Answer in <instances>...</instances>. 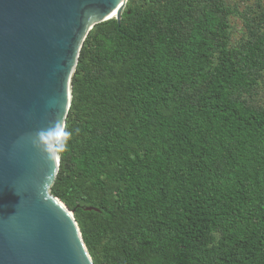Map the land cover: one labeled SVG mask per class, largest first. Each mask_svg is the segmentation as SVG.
Listing matches in <instances>:
<instances>
[{
	"label": "trees",
	"instance_id": "1",
	"mask_svg": "<svg viewBox=\"0 0 264 264\" xmlns=\"http://www.w3.org/2000/svg\"><path fill=\"white\" fill-rule=\"evenodd\" d=\"M262 85L264 0H129L94 27L51 191L94 264H264Z\"/></svg>",
	"mask_w": 264,
	"mask_h": 264
},
{
	"label": "water",
	"instance_id": "2",
	"mask_svg": "<svg viewBox=\"0 0 264 264\" xmlns=\"http://www.w3.org/2000/svg\"><path fill=\"white\" fill-rule=\"evenodd\" d=\"M129 0H0V264H94L51 191L73 76L94 27ZM115 16V18H112Z\"/></svg>",
	"mask_w": 264,
	"mask_h": 264
},
{
	"label": "rangeland",
	"instance_id": "3",
	"mask_svg": "<svg viewBox=\"0 0 264 264\" xmlns=\"http://www.w3.org/2000/svg\"><path fill=\"white\" fill-rule=\"evenodd\" d=\"M226 2L231 8L237 7L241 12L244 10L245 5L252 6L253 4H255V0H226ZM232 26L233 29H235L233 42L234 44H236L241 38L242 29L244 30L241 19L236 15H234V17L232 18ZM257 101L258 103H264V85H262L260 93L257 97Z\"/></svg>",
	"mask_w": 264,
	"mask_h": 264
},
{
	"label": "bare ground",
	"instance_id": "4",
	"mask_svg": "<svg viewBox=\"0 0 264 264\" xmlns=\"http://www.w3.org/2000/svg\"><path fill=\"white\" fill-rule=\"evenodd\" d=\"M112 18H115V16H113Z\"/></svg>",
	"mask_w": 264,
	"mask_h": 264
}]
</instances>
